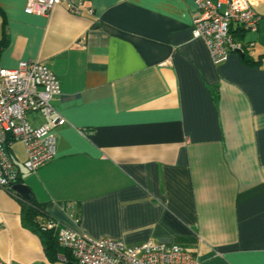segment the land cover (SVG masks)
<instances>
[{
	"label": "crops",
	"instance_id": "1",
	"mask_svg": "<svg viewBox=\"0 0 264 264\" xmlns=\"http://www.w3.org/2000/svg\"><path fill=\"white\" fill-rule=\"evenodd\" d=\"M27 1L0 0V66L35 59L61 80L56 156L31 172L24 145L10 149L51 218L204 264H264V0L256 31L233 28L244 55L220 64L193 35V0H84L81 14L63 2L49 16ZM18 196L0 188V263L70 264L47 257Z\"/></svg>",
	"mask_w": 264,
	"mask_h": 264
},
{
	"label": "built area",
	"instance_id": "2",
	"mask_svg": "<svg viewBox=\"0 0 264 264\" xmlns=\"http://www.w3.org/2000/svg\"><path fill=\"white\" fill-rule=\"evenodd\" d=\"M193 1L197 10L193 35L205 41L215 64L226 61L233 50L240 48L232 34L235 25L244 30L258 29L260 15L253 0ZM63 2H67L71 12L83 13L84 0H28L25 11L49 16L54 7ZM88 10L94 13L92 7ZM60 93V78L39 60H21L14 68L0 66V188L12 187L20 176L8 145L15 142L24 145L23 165L31 172L56 156V128L67 123L53 104ZM35 111H41L46 118L37 126L28 120V113ZM47 227L57 228L59 245L70 251L79 264H204L180 244L148 241L128 245L121 239H96L55 219H51Z\"/></svg>",
	"mask_w": 264,
	"mask_h": 264
},
{
	"label": "trees",
	"instance_id": "3",
	"mask_svg": "<svg viewBox=\"0 0 264 264\" xmlns=\"http://www.w3.org/2000/svg\"><path fill=\"white\" fill-rule=\"evenodd\" d=\"M240 28L243 29L242 27ZM6 44H7V39L4 35L3 38L0 40V57L3 51V48L5 47ZM244 60L246 62H251L250 59L247 57V55L244 56ZM254 63H258V62L253 61V64ZM7 147L10 153L11 146L8 145ZM21 179L22 178L20 175L18 178V182H21ZM8 190H10L11 192L14 191L12 187L8 188ZM19 200L21 201V204H22L23 221L33 231L37 232L40 235L42 243L44 244V249H45V253L47 257L50 260L56 261V260H59L60 257H62L63 255L66 257V261L68 263L79 264L77 260L71 255L70 251L64 249L63 247L59 245L58 238H57L58 236L57 228L47 227V223L53 218H51V216L46 211V204L37 201L33 196L30 199H25L20 196Z\"/></svg>",
	"mask_w": 264,
	"mask_h": 264
},
{
	"label": "water",
	"instance_id": "4",
	"mask_svg": "<svg viewBox=\"0 0 264 264\" xmlns=\"http://www.w3.org/2000/svg\"><path fill=\"white\" fill-rule=\"evenodd\" d=\"M237 51L242 52V55H244L242 49L238 48ZM12 188L25 199H30L32 197L31 188L25 183L17 182L13 184Z\"/></svg>",
	"mask_w": 264,
	"mask_h": 264
}]
</instances>
